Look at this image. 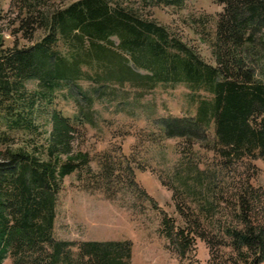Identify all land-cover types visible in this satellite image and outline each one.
Segmentation results:
<instances>
[{"label": "trees", "instance_id": "obj_1", "mask_svg": "<svg viewBox=\"0 0 264 264\" xmlns=\"http://www.w3.org/2000/svg\"><path fill=\"white\" fill-rule=\"evenodd\" d=\"M127 1L77 0L47 15L40 10L44 0H12L16 33L26 40L36 30L45 35L25 48L4 47L0 37V264L7 258L10 264H131L128 240L74 243L53 236L57 195L73 173L83 190L108 200L122 193L132 196L133 207L149 200L135 180L144 167L120 148L96 155L97 170L90 168L89 154L74 149L89 115L78 108L65 116L54 100L61 88L76 103L81 97L91 104L112 86L149 92L179 84L196 101L195 116L154 124L161 138L182 140L170 180L160 178L182 225L163 214L160 233L180 259L198 239L231 249L242 264H264V187L251 183L258 172L251 161L264 163V0H215L222 6L215 66ZM136 1L144 8L183 4ZM28 82L36 83L33 91ZM79 82L94 85L93 94ZM46 108V145H27L40 136L35 122ZM17 133L29 136L26 144L14 146ZM197 146L219 159L216 169L202 163ZM224 210L230 211L225 218L214 219Z\"/></svg>", "mask_w": 264, "mask_h": 264}, {"label": "rangeland", "instance_id": "obj_2", "mask_svg": "<svg viewBox=\"0 0 264 264\" xmlns=\"http://www.w3.org/2000/svg\"><path fill=\"white\" fill-rule=\"evenodd\" d=\"M77 0H44L43 13H52L66 8ZM12 0L0 2V37L4 47L25 48L38 42L44 35L36 30L30 40L16 33L17 13L13 11ZM126 5L138 15L151 19L165 27L168 32L192 48L207 64L215 66L213 43L216 21L222 6L215 0H183L180 7H142L136 0H128ZM82 90L93 94L95 86L86 82L78 83ZM36 83L28 82L26 88L33 91ZM56 94L54 106L65 116H73L78 108L90 117L75 138L74 149L87 152L91 158L90 168L97 170L96 155L111 148H120L126 156H131L139 167L135 180L149 196V200L139 201L133 207L130 194L122 193L114 200L106 199L98 192L83 190V183L73 173L63 179L57 195L53 236L57 240L80 243L85 241H121L132 243L131 264H242L233 251L227 247L207 245L196 240L188 253L180 259L160 233L163 214L181 226L182 221L175 212L171 192L161 185L160 178L169 181L173 168L179 162L178 147L181 139H163L155 127L156 120L167 117H193L196 101L190 97L184 85H159L149 92H142L129 86H112V93L105 97H95L91 104L78 97L74 101L67 89ZM202 96H206L202 92ZM46 110L36 119L40 136H31L27 145H46L50 129ZM15 145L23 142L28 135H13ZM212 139V135L210 136ZM195 150L202 163L216 169L219 159L211 151ZM246 162L237 165L236 171L243 172ZM258 172L251 183L264 187V163L251 161ZM200 168H204L201 164ZM214 219L225 218L220 211ZM76 252V249H74ZM9 258L2 264H10Z\"/></svg>", "mask_w": 264, "mask_h": 264}]
</instances>
